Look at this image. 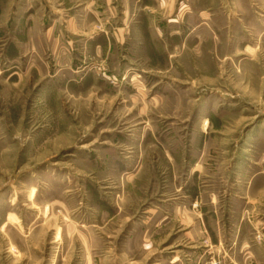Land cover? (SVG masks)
<instances>
[{
  "label": "rangeland",
  "instance_id": "rangeland-1",
  "mask_svg": "<svg viewBox=\"0 0 264 264\" xmlns=\"http://www.w3.org/2000/svg\"><path fill=\"white\" fill-rule=\"evenodd\" d=\"M0 264H264V0H0Z\"/></svg>",
  "mask_w": 264,
  "mask_h": 264
}]
</instances>
